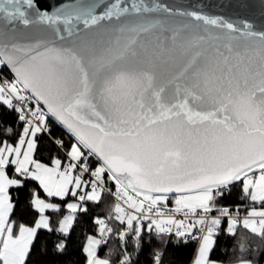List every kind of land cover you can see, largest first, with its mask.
Masks as SVG:
<instances>
[{"label":"snow or ice","instance_id":"obj_1","mask_svg":"<svg viewBox=\"0 0 264 264\" xmlns=\"http://www.w3.org/2000/svg\"><path fill=\"white\" fill-rule=\"evenodd\" d=\"M260 3L257 27L157 0H0V264L63 256L84 222L80 264H259Z\"/></svg>","mask_w":264,"mask_h":264},{"label":"water","instance_id":"obj_2","mask_svg":"<svg viewBox=\"0 0 264 264\" xmlns=\"http://www.w3.org/2000/svg\"><path fill=\"white\" fill-rule=\"evenodd\" d=\"M157 2L179 4L188 10L200 11L209 16H222L232 20L247 18L254 21L257 27L261 23L260 0H157Z\"/></svg>","mask_w":264,"mask_h":264},{"label":"trees","instance_id":"obj_3","mask_svg":"<svg viewBox=\"0 0 264 264\" xmlns=\"http://www.w3.org/2000/svg\"><path fill=\"white\" fill-rule=\"evenodd\" d=\"M39 158L46 161V156L41 155ZM24 204L23 194L21 195V199L17 208L14 212V215L17 219L27 220L29 217L24 214V210L22 209V205ZM98 211H103V209H98ZM90 231V227L87 222L82 223L80 226L76 228V231L72 234V238L68 243V251L65 255L57 257L53 256L49 253L47 256L41 257L47 264H80V253H79V245L83 240L84 235ZM45 237L41 235L37 242V247H39V241H43ZM223 242L221 241V244ZM171 257L175 260L176 264H189L191 257V249L190 248H182V249H170ZM35 258V257H34ZM142 259H147V254ZM259 264L264 263V252L261 253V256L258 258Z\"/></svg>","mask_w":264,"mask_h":264},{"label":"rangeland","instance_id":"obj_4","mask_svg":"<svg viewBox=\"0 0 264 264\" xmlns=\"http://www.w3.org/2000/svg\"><path fill=\"white\" fill-rule=\"evenodd\" d=\"M264 264V263H263Z\"/></svg>","mask_w":264,"mask_h":264}]
</instances>
